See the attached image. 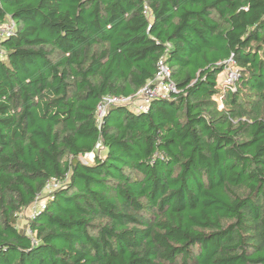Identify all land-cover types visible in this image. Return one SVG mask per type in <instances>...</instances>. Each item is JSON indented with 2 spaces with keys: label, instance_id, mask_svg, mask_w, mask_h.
Returning a JSON list of instances; mask_svg holds the SVG:
<instances>
[{
  "label": "trees",
  "instance_id": "16d2710c",
  "mask_svg": "<svg viewBox=\"0 0 264 264\" xmlns=\"http://www.w3.org/2000/svg\"><path fill=\"white\" fill-rule=\"evenodd\" d=\"M6 20L0 264H264V0H0ZM159 60L177 93L98 121Z\"/></svg>",
  "mask_w": 264,
  "mask_h": 264
},
{
  "label": "built area",
  "instance_id": "2783aa9c",
  "mask_svg": "<svg viewBox=\"0 0 264 264\" xmlns=\"http://www.w3.org/2000/svg\"><path fill=\"white\" fill-rule=\"evenodd\" d=\"M15 25L13 21L6 20L5 22L0 23V38L11 36L14 33ZM224 74L223 80L220 82L223 92H227L233 89L235 81L239 77V71L234 64L232 59L226 62V69L222 73ZM223 77V76H222ZM177 93L174 84L171 81L170 71L162 60H159L156 64V73L152 80L148 81L136 94L134 99H124L116 97H104L96 110V116L98 121L101 120L102 116L105 114V111L110 106L116 105H129L133 110L145 111L151 101L153 100H165L169 99L172 94ZM221 103V100H219ZM219 109L222 108V105L218 106ZM94 158L93 154H90ZM86 155L84 158L90 156ZM57 183L55 181H50L45 186L43 192L55 189ZM42 192V193H43ZM42 195V194H41ZM39 198V197H38ZM37 198V199H38Z\"/></svg>",
  "mask_w": 264,
  "mask_h": 264
},
{
  "label": "rangeland",
  "instance_id": "374dc122",
  "mask_svg": "<svg viewBox=\"0 0 264 264\" xmlns=\"http://www.w3.org/2000/svg\"><path fill=\"white\" fill-rule=\"evenodd\" d=\"M223 78H224V74L220 75L218 78V83H220L223 80ZM218 105L219 106L221 105V103H219V101H218ZM99 153L102 154L100 151H99ZM93 159L94 158H92V156L90 155L86 158L83 157L82 162L83 163H91L93 161ZM48 193H49L48 191L43 192L42 195L39 196V198L34 202V204H32L28 208L24 209L21 213L18 214V217H17L18 228L23 229V230L26 229V224H27L28 219H30L33 216L35 210L39 209L42 206V204L44 202V197Z\"/></svg>",
  "mask_w": 264,
  "mask_h": 264
},
{
  "label": "clouds",
  "instance_id": "9594fccd",
  "mask_svg": "<svg viewBox=\"0 0 264 264\" xmlns=\"http://www.w3.org/2000/svg\"><path fill=\"white\" fill-rule=\"evenodd\" d=\"M222 75V74H221Z\"/></svg>",
  "mask_w": 264,
  "mask_h": 264
}]
</instances>
